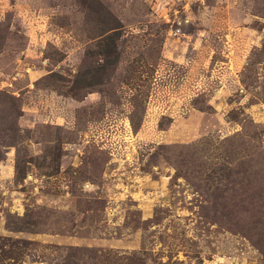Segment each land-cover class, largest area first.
<instances>
[{
  "label": "rangeland",
  "instance_id": "1",
  "mask_svg": "<svg viewBox=\"0 0 264 264\" xmlns=\"http://www.w3.org/2000/svg\"><path fill=\"white\" fill-rule=\"evenodd\" d=\"M0 264H264V0H0Z\"/></svg>",
  "mask_w": 264,
  "mask_h": 264
},
{
  "label": "trees",
  "instance_id": "2",
  "mask_svg": "<svg viewBox=\"0 0 264 264\" xmlns=\"http://www.w3.org/2000/svg\"><path fill=\"white\" fill-rule=\"evenodd\" d=\"M100 16H102L101 14H99ZM115 28H111V29H109V30H114ZM119 32V31H118ZM120 38V36H118L117 35V37H115L114 35L113 36H109L108 37V39H109V47L110 48H115L116 47V43H117V40ZM104 42V41H103ZM102 45V44H101ZM109 48V49H110ZM107 52V51H106ZM104 56H106L107 58H108V56H110V55H108V54H106V55H104ZM110 64H114V61H111V60H107L106 62H105V66H104V68L105 67H108ZM221 170H223V169H221Z\"/></svg>",
  "mask_w": 264,
  "mask_h": 264
}]
</instances>
